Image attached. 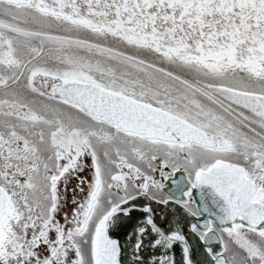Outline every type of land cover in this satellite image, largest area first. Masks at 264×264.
<instances>
[{"label": "snow or ice", "instance_id": "obj_1", "mask_svg": "<svg viewBox=\"0 0 264 264\" xmlns=\"http://www.w3.org/2000/svg\"><path fill=\"white\" fill-rule=\"evenodd\" d=\"M0 264H264V0H0Z\"/></svg>", "mask_w": 264, "mask_h": 264}]
</instances>
